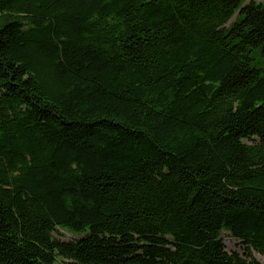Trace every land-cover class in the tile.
Returning a JSON list of instances; mask_svg holds the SVG:
<instances>
[{
    "label": "trees",
    "instance_id": "obj_1",
    "mask_svg": "<svg viewBox=\"0 0 264 264\" xmlns=\"http://www.w3.org/2000/svg\"><path fill=\"white\" fill-rule=\"evenodd\" d=\"M261 51L264 0H0V264H260Z\"/></svg>",
    "mask_w": 264,
    "mask_h": 264
},
{
    "label": "rangeland",
    "instance_id": "obj_2",
    "mask_svg": "<svg viewBox=\"0 0 264 264\" xmlns=\"http://www.w3.org/2000/svg\"><path fill=\"white\" fill-rule=\"evenodd\" d=\"M247 3V1L245 2ZM235 18V17H234ZM234 18L231 20L233 22ZM230 22V23H231ZM229 25V24H228ZM228 25L226 27H228ZM253 64L256 68L260 69L262 72H264V54L262 51L258 54H255L253 56ZM245 143H249L248 141H245ZM60 234H63V241H70L73 239V237L63 231L59 232ZM55 238H57V235H54ZM223 245L225 247L226 252H237L240 255L244 253V248L233 238H231L228 234H222L221 236ZM252 257L260 264H264V255H260L256 253L255 251L252 252Z\"/></svg>",
    "mask_w": 264,
    "mask_h": 264
}]
</instances>
